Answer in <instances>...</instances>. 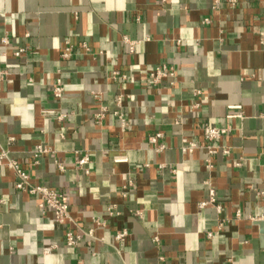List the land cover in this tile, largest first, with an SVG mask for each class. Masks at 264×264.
Instances as JSON below:
<instances>
[{"label": "crops", "instance_id": "crops-1", "mask_svg": "<svg viewBox=\"0 0 264 264\" xmlns=\"http://www.w3.org/2000/svg\"><path fill=\"white\" fill-rule=\"evenodd\" d=\"M214 5L0 0V64L10 71L0 83V155L32 184L62 192L73 218L56 224L52 209L0 165V264H264L256 223L264 220V0ZM125 37L139 41L132 51ZM19 49L26 52L16 57ZM161 65L175 76L153 85L148 71ZM205 125L231 128L217 141L231 152L210 156L211 168ZM184 138L201 147L184 152ZM39 144L51 152L35 162ZM78 154L91 162L78 168ZM211 189L216 202L201 207ZM110 206L118 213L109 215ZM69 227L94 234L69 246Z\"/></svg>", "mask_w": 264, "mask_h": 264}, {"label": "built area", "instance_id": "built-area-1", "mask_svg": "<svg viewBox=\"0 0 264 264\" xmlns=\"http://www.w3.org/2000/svg\"><path fill=\"white\" fill-rule=\"evenodd\" d=\"M166 1L167 0H162V2H166ZM214 2H215L214 8H216L221 3V0H214ZM226 2L231 8H234L239 4V0H226ZM202 22L207 24V23H210L211 20L210 18H204ZM124 41L127 44H129L131 51L134 49L135 44L139 42L136 40H130L127 37H125ZM1 42L3 44H9V38L4 37L2 38ZM178 43H180V41H178ZM262 43L264 44V33L262 35ZM25 52H26L25 49H19L14 52V55L16 57H19ZM62 55L64 57H70L72 55L71 47L67 46ZM9 74H10V71L7 68V66L0 64V83L5 81L7 77L9 76ZM174 76H175V69L173 67H168L167 65L156 66L155 68H152L148 71V77L151 80L153 85H159L162 83L164 79L173 78ZM113 78L126 79L127 75L121 74L119 71H114ZM172 83L174 84V82ZM63 92H64V83L62 82L61 79H58L54 86V94L57 97H61ZM200 93H201L200 90L195 91L196 95ZM94 95L96 97L101 98L99 93H95ZM123 99H124V95L121 94L118 97L119 107H121ZM193 106L197 107L198 103H194ZM107 110H108L107 106L103 104L101 106L100 111H98L96 114V121L98 123H101L103 121ZM115 113L121 120L122 131H126L128 128V122L125 117V114L121 112L120 110H116ZM64 116L65 115H61L60 118H63ZM228 116L229 117H235V116L242 117V114L240 113L230 114ZM230 132H231V128L229 127H214V126H209V125L204 126V134L208 141V144L205 146V149L207 150V153H208V157L206 159V165L208 168L212 167L210 156L217 154L219 152H222L223 154H229L231 152L229 147L222 146L217 143L218 140H220L223 136L227 135ZM161 136L162 134L159 132L155 135L150 136L149 141L153 144H157L158 138H160ZM199 147L201 146H199L196 142L189 141L186 138L183 139L182 150L184 152L192 153L196 148H199ZM163 148L164 146H158V149H163ZM49 152H51V148L47 146L46 144H39L38 146H36L35 149L33 150V157L35 159V162H38L39 158L42 155L49 153ZM77 153L79 152L77 151ZM90 162H91V156L89 154H84V155L78 154L75 160L76 166L78 168H82L83 166L89 164ZM4 164L10 167L16 174V177H17L16 187L18 189L27 191L31 195L39 197L40 199L39 207L40 208L42 209L51 208L52 209L54 213V221L56 224L67 226L73 222V218L70 213L69 205L66 202L62 192L48 186L47 184H32L30 180L31 178L30 174L26 170H24L16 160L11 159L8 156L7 152H2V154L0 155V165H4ZM240 165L241 164L238 161L236 163V166H240ZM59 167L61 170H64V167L62 165H59ZM262 194H264V192H262ZM124 195H126V193ZM216 200H217L216 193L213 189H211L209 199L201 202L200 205L201 207H203L209 203H215ZM117 213L118 211L116 210L115 206H110L108 208L109 215H114ZM138 213L140 214V212ZM95 222L97 224H102V225L105 224L103 221H100L99 218H95ZM93 234H94L93 229H90L87 232H75L69 227L65 233V240H66L67 245L77 246L83 240L85 236L92 237ZM127 235H128V231L126 229L121 230L117 232L116 240L121 242L126 238ZM54 248H55L54 245L50 246L46 248L44 252L48 253ZM78 264H83V263L78 262Z\"/></svg>", "mask_w": 264, "mask_h": 264}, {"label": "water", "instance_id": "water-1", "mask_svg": "<svg viewBox=\"0 0 264 264\" xmlns=\"http://www.w3.org/2000/svg\"><path fill=\"white\" fill-rule=\"evenodd\" d=\"M256 223L260 226L262 233L261 239H262V243H264V220H257Z\"/></svg>", "mask_w": 264, "mask_h": 264}]
</instances>
